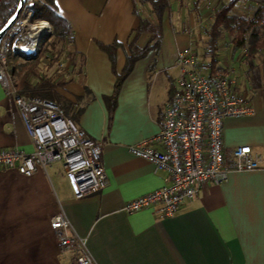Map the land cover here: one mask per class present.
Instances as JSON below:
<instances>
[{"label":"crops","instance_id":"1","mask_svg":"<svg viewBox=\"0 0 264 264\" xmlns=\"http://www.w3.org/2000/svg\"><path fill=\"white\" fill-rule=\"evenodd\" d=\"M220 1L229 0H169L158 47L133 62L110 104L130 49L149 41V33H134L139 17L154 21L150 5L145 0H54L71 27V41L61 54L68 60L67 79L56 92L66 102L65 116L101 142L107 184L78 199L59 161L30 176L0 169V264H78L77 250L59 246L50 227L59 213L70 222L68 233L86 238L96 264H264V168L231 170L222 183L202 184L197 196L170 217L153 207L131 213L122 209L129 200L168 183L166 170L134 156L128 147L160 131L179 74L176 56L206 38ZM259 3L241 0L237 14L251 16ZM114 43L113 63L100 44ZM232 52L233 60H218L217 55L216 65L235 67L238 89L254 113L224 120L228 161L238 145L264 156V50L253 65L243 59L240 68L234 60L243 52ZM12 148L28 152L33 144L0 84V149Z\"/></svg>","mask_w":264,"mask_h":264},{"label":"built area","instance_id":"2","mask_svg":"<svg viewBox=\"0 0 264 264\" xmlns=\"http://www.w3.org/2000/svg\"><path fill=\"white\" fill-rule=\"evenodd\" d=\"M260 1V0H259ZM7 30L0 44V84L15 103L31 138L33 148L0 149V169H15L30 176L52 162L62 163L75 198L100 192L107 184L101 162V142L89 137L73 119L65 116L54 101L18 93L9 70L7 55L20 58L36 54L42 40L51 33L46 20L33 18L26 9ZM179 74L171 97L165 104L160 131L128 147L131 154L166 170L168 183L126 202L123 210L135 212L153 207L163 217L173 216L185 200L195 198L202 184H219L229 171L264 168V156L249 145L232 149L228 161L223 146L226 118L249 116L254 108L238 89L235 67L210 72L208 61L193 52L176 56ZM58 245L77 250L78 264H96L86 246V238L68 233L70 222L62 214L50 220Z\"/></svg>","mask_w":264,"mask_h":264},{"label":"trees","instance_id":"3","mask_svg":"<svg viewBox=\"0 0 264 264\" xmlns=\"http://www.w3.org/2000/svg\"><path fill=\"white\" fill-rule=\"evenodd\" d=\"M151 8L154 21L139 17V23L134 36L140 33H149L148 43L143 48H131L126 58V64L122 72L117 75L113 96L108 98L110 104H114L115 95L124 76L131 70L133 62L144 56L150 50L156 49L162 35V17L169 5V0H145ZM237 0L220 1L216 7L212 22L206 29L205 55L209 58L210 72L222 71L217 66V55L219 51V40L224 31L230 36V42L234 50L243 52L244 61L249 66L253 65L255 57L264 50V0H260L251 16L240 15L232 12ZM18 0H0V28L14 13ZM31 9L33 18L46 20L51 26V33L42 40L41 49L36 53L23 58V61L9 63L8 58L18 56L13 53L7 55L9 70L17 79L15 86L19 94L31 97H40L52 100L60 105L65 113L64 100L56 92V87L62 86L63 81H53L47 78H36L39 64L49 53L55 52L53 59H57L63 51L67 42L71 41V27L69 22L63 18L57 9L54 0H25L22 11ZM22 14V13H21ZM115 45H102L100 47L108 53L114 63ZM173 88L171 90L172 94ZM66 115V114H65Z\"/></svg>","mask_w":264,"mask_h":264},{"label":"rangeland","instance_id":"4","mask_svg":"<svg viewBox=\"0 0 264 264\" xmlns=\"http://www.w3.org/2000/svg\"><path fill=\"white\" fill-rule=\"evenodd\" d=\"M240 1L241 0H238L237 3H239ZM237 3L235 2V5L233 7V10L236 11V13L240 10L239 7L236 5ZM149 18H153V16H150ZM202 35H205V34H202ZM203 38H201L197 46L191 50V52L197 55L201 61L208 60V57L204 56L205 47H206V44H205L206 38L205 39ZM219 45H221L223 49L221 48L220 53H218V60L224 58V56L225 57L227 56L229 60H233L234 58V55L232 54L233 46L230 42V36L228 35L226 31L223 32L222 37L219 40ZM48 55L49 56L47 58H43V61L39 64V67L37 69L38 72H37L36 78H47L53 81H61V80L64 81L65 79H67V77H64V73L66 72L67 63H68L67 57H65L64 55H61L60 58L53 59V57L55 56V52L53 51L52 53H49ZM243 59L244 57L242 55V57H239V58L237 57L234 60L239 68L241 67V63L243 62ZM8 60H9V63L13 64V63L23 61L24 59L18 56H14L11 58L9 57ZM14 80L16 81L17 79L14 77Z\"/></svg>","mask_w":264,"mask_h":264},{"label":"water","instance_id":"5","mask_svg":"<svg viewBox=\"0 0 264 264\" xmlns=\"http://www.w3.org/2000/svg\"><path fill=\"white\" fill-rule=\"evenodd\" d=\"M24 4H25V0H18V4H17V7H16L14 13L8 18V20L5 22V24L0 28V44H1L2 38L4 37L5 33L7 32V30L11 27V25L15 22V20L21 14ZM47 36H45V37H47Z\"/></svg>","mask_w":264,"mask_h":264}]
</instances>
